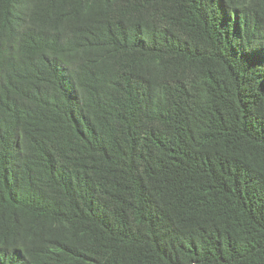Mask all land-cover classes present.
Listing matches in <instances>:
<instances>
[{"label": "trees", "instance_id": "16d2710c", "mask_svg": "<svg viewBox=\"0 0 264 264\" xmlns=\"http://www.w3.org/2000/svg\"><path fill=\"white\" fill-rule=\"evenodd\" d=\"M0 264H264V0H0Z\"/></svg>", "mask_w": 264, "mask_h": 264}]
</instances>
